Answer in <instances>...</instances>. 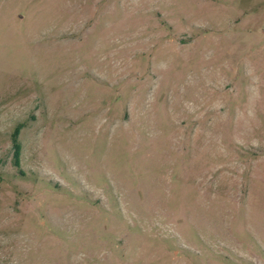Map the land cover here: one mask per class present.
I'll list each match as a JSON object with an SVG mask.
<instances>
[{
    "label": "rangeland",
    "instance_id": "obj_1",
    "mask_svg": "<svg viewBox=\"0 0 264 264\" xmlns=\"http://www.w3.org/2000/svg\"><path fill=\"white\" fill-rule=\"evenodd\" d=\"M0 264H264V0H0Z\"/></svg>",
    "mask_w": 264,
    "mask_h": 264
},
{
    "label": "trees",
    "instance_id": "obj_2",
    "mask_svg": "<svg viewBox=\"0 0 264 264\" xmlns=\"http://www.w3.org/2000/svg\"><path fill=\"white\" fill-rule=\"evenodd\" d=\"M15 133H16V128L14 127L12 132H11V148H12L11 156H12V161H14V163H16V158H17V154H18V145L13 139Z\"/></svg>",
    "mask_w": 264,
    "mask_h": 264
}]
</instances>
